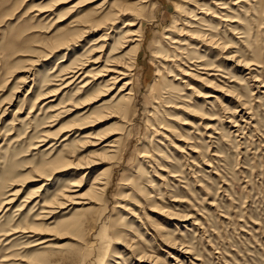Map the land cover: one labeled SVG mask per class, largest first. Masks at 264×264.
Segmentation results:
<instances>
[{
  "label": "rangeland",
  "instance_id": "1",
  "mask_svg": "<svg viewBox=\"0 0 264 264\" xmlns=\"http://www.w3.org/2000/svg\"><path fill=\"white\" fill-rule=\"evenodd\" d=\"M142 1L0 4V264H264V0ZM102 44L100 68L132 66V110L111 100L125 80L39 99ZM66 188L81 203L30 232Z\"/></svg>",
  "mask_w": 264,
  "mask_h": 264
},
{
  "label": "bare ground",
  "instance_id": "2",
  "mask_svg": "<svg viewBox=\"0 0 264 264\" xmlns=\"http://www.w3.org/2000/svg\"><path fill=\"white\" fill-rule=\"evenodd\" d=\"M4 1L5 0H0V4ZM138 2L142 3L144 1L137 0V2H134L133 4L127 5L123 8L121 7V9H119V11L117 12V14L114 17L120 16V15H126L131 11H135V9H137V8H135V5H137L136 3H138ZM114 19H116V18H114ZM114 19H112L111 21H114ZM90 23H92V22H90ZM90 23H87L86 26H84L83 29L80 30L76 36H73L74 38L72 36H68V35L62 37L64 46L65 45L68 46L69 44H72L74 42V40H76L77 38H81L85 33L90 32L91 30H96L99 28L96 26V24L92 25ZM125 23H126L125 26H135L137 24L136 20H130V21L125 22ZM95 27H97V28H95ZM140 27H143V22H142ZM124 34L128 37L127 40L130 42V44H133L130 51L136 53V55L134 58L131 59V61L136 62L137 56H138L139 52L141 51V47H142V45H141V42H142L141 34H139L138 30L134 31L131 29L126 30V32ZM130 36H131V38H130ZM102 39H103V37L102 38L100 37L99 42ZM104 48H105V44H102L100 49H96V48L92 49L90 54L99 53V55L97 57H95V58H94V56L86 57V58H84V60L78 62L76 65L71 66L70 68L65 70L64 73H62V75H61L63 77L61 79H58L61 81V84H58L57 86L60 85V87L58 89H56L54 93L43 95L42 97H39V99L42 100L44 98H48V97H50L49 95L53 96L58 92V90L66 88L67 86L73 84L77 80L79 81V83H82L80 86L82 89L86 88L89 84L94 82V80L95 81L101 80L100 85H102L101 87L104 88V91L112 90L115 87V85H117L118 83L123 82L125 80L122 83V85L118 88V90L112 95L111 100L115 101L116 104L120 103L121 105H123L122 107H120V109L122 108L125 111L130 110L133 107V105L136 104V92H135L132 77H131L132 76V72H131L132 66L131 65H129V66L123 65V64L120 65L117 63L114 64L111 62V63H108V64H106L100 68V65H98V63L100 62L101 58L104 56ZM89 66H93V68L87 69ZM99 95H101V94L99 93V94L95 95V97H98ZM52 100L53 99H51L49 101L51 102ZM114 112H117V110ZM107 116L113 117L115 115H114V113L110 112V113H108ZM107 137H108V135H107ZM107 137H104L103 139H105ZM105 145H107L109 147L114 146L113 144H110V143H106ZM103 184H105V182H100L99 178H97L96 181H94V185L91 187V190H92L94 196H96L97 194L100 193V191H103L105 189V186H103ZM77 186H81V184L73 185V187H77ZM77 191L78 190L76 188H75V190L72 188H66L63 191H61L60 193H58L59 196L52 199L49 203H44L43 205L45 206V208H44V210H42L40 212L39 217H37V220L40 222L37 224L36 227L31 229L30 232L39 233V232H42V231H39V229L45 230L43 227V224L45 223L46 220H49L53 217V214L55 213L56 208L58 209V208L68 206L67 205L68 203L69 204L81 203L79 200H76L78 198V196H80V195H76L74 193ZM11 195H16V192L11 193ZM13 200H14V197H13ZM84 209L85 208H83V207L78 208L76 210V212H74V214L72 215V217L70 219L59 222L60 224H58L57 227L46 228V230H53V228H60V230H67L70 227L79 226L82 222L81 216H82V210H84ZM49 241H50V239H48V238H42L35 244H46ZM50 246L51 245L48 244L46 247H50Z\"/></svg>",
  "mask_w": 264,
  "mask_h": 264
}]
</instances>
